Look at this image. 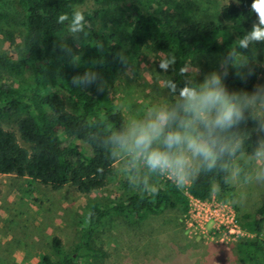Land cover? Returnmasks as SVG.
<instances>
[{"label": "trees", "instance_id": "16d2710c", "mask_svg": "<svg viewBox=\"0 0 264 264\" xmlns=\"http://www.w3.org/2000/svg\"><path fill=\"white\" fill-rule=\"evenodd\" d=\"M8 0H0V3ZM25 13L23 47L18 57L0 56V73L19 84H0V176L29 178L53 191L72 186L82 195L103 190L114 174L115 161L101 148L102 138L124 120L110 95L109 85L130 64L144 46L175 57L171 76L179 79L180 69L197 58L225 57L233 42L258 21L254 0H237L225 5L216 20L182 25L166 18L163 0H19ZM128 4H131L128 6ZM87 21L88 40L76 45L63 43L73 10ZM125 8L129 17L108 21L114 8ZM103 22L104 33L90 28ZM112 27L110 26V24ZM246 58L252 51L244 50ZM249 69L252 74L248 75ZM85 71L95 72L98 81L88 87L75 85L74 78ZM244 78L230 70V90H252L264 83V68L249 63ZM102 89H101V87ZM67 96L66 97L64 96ZM69 103L72 110L69 109ZM5 125L16 126L17 134ZM251 127V125H249ZM59 130L72 140L63 144ZM254 141L249 140V146ZM250 150V147H249ZM264 165V163H263ZM157 191L137 193L108 203L95 202L87 216L78 218L79 237L69 252L59 237L52 240V255H43L37 264H106V252L95 244L99 230L110 218L143 221L169 210L187 213L191 198L207 201L214 185L226 193L228 184L219 173L199 176L186 188H178L166 177L157 180ZM0 187V196H1ZM264 225V201L256 218L245 216L242 229L254 238L241 240L236 249L239 264H264V242L259 239Z\"/></svg>", "mask_w": 264, "mask_h": 264}, {"label": "rangeland", "instance_id": "374dc122", "mask_svg": "<svg viewBox=\"0 0 264 264\" xmlns=\"http://www.w3.org/2000/svg\"><path fill=\"white\" fill-rule=\"evenodd\" d=\"M130 1L135 3L140 0ZM230 2L232 0H163L162 9L166 18L186 25L216 20L222 8ZM77 10L86 12L89 6L83 5ZM24 13L19 0L0 3V56L18 57L24 41ZM128 17L129 11L122 6L114 8L107 19L113 24L117 19L125 21ZM89 27L105 34L101 21ZM84 33L73 37L67 28L62 41L81 45L89 37L88 30L84 29ZM250 49L252 56L247 58L249 63L264 68V43L250 46ZM164 58L167 56L148 43L109 85L113 102L124 119L129 110L135 111L167 97L164 81L171 76V69L162 74L158 68ZM220 59L219 55L197 58L189 69L193 75L195 68L199 69L201 75L198 79H202L203 73L217 68ZM2 83L18 85L19 80L9 79L0 73ZM64 97L67 99L66 95ZM69 109L72 110L70 103ZM5 128L15 132L20 144L28 147L20 140L16 126L5 125ZM59 135L65 146L72 143L62 130H59ZM260 167H264L263 163L248 165L249 170ZM0 187V264H37L43 255H52V240L55 237H59L71 252L78 242V218L87 216L95 202L121 200L139 191L127 186L124 177L118 174L117 163L107 186L90 195H82L72 186L53 191L29 178L15 175H1ZM207 201L233 210L242 228L246 215L256 218V211L264 201V182L228 184L226 193L214 185L213 195ZM193 207L190 206L187 213L179 209L169 210L161 216H151L138 222L110 218L99 230L95 244L106 252V264H239L236 245L255 235L243 229L240 234H230L229 231L218 233L211 226H206L204 231L199 227L195 229L196 225L189 215ZM259 239L264 242V225Z\"/></svg>", "mask_w": 264, "mask_h": 264}, {"label": "clouds", "instance_id": "9594fccd", "mask_svg": "<svg viewBox=\"0 0 264 264\" xmlns=\"http://www.w3.org/2000/svg\"><path fill=\"white\" fill-rule=\"evenodd\" d=\"M252 7L258 23L233 42L216 69L198 79L199 69L193 75L188 66L181 68L179 79H165L166 98L129 110L119 127L102 138L101 148L130 189L155 193L161 177L183 188L208 173L221 174L225 184L264 182V167L248 169L264 163V83L250 91L230 90L226 84L230 70L244 78L242 70L249 68L244 50L264 43V0H254ZM59 20H68L73 37L85 34L87 21L80 11ZM174 64L175 57L168 56L158 68L167 74ZM97 81L95 72L85 71L73 83L88 87Z\"/></svg>", "mask_w": 264, "mask_h": 264}, {"label": "built area", "instance_id": "2783aa9c", "mask_svg": "<svg viewBox=\"0 0 264 264\" xmlns=\"http://www.w3.org/2000/svg\"><path fill=\"white\" fill-rule=\"evenodd\" d=\"M190 206H194L189 215L196 225L195 229L199 227L200 230L204 231L206 226H211L218 233L229 231L230 234L235 232L240 234L242 232V228L238 225L236 213L228 209L227 206L194 198H191Z\"/></svg>", "mask_w": 264, "mask_h": 264}]
</instances>
